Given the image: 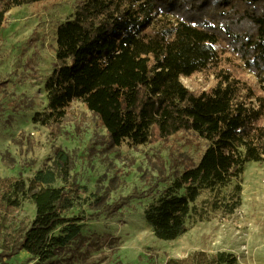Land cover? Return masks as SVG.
Segmentation results:
<instances>
[{"label":"trees","instance_id":"trees-1","mask_svg":"<svg viewBox=\"0 0 264 264\" xmlns=\"http://www.w3.org/2000/svg\"><path fill=\"white\" fill-rule=\"evenodd\" d=\"M42 1L0 0V34L11 8ZM198 73L213 75L215 85L191 91L180 81ZM44 89L46 109L33 117L41 125L64 117L77 101L99 118L112 146L179 132L207 143L197 164L145 211L157 239L175 240L187 231L202 189L224 186L246 164L264 162V0H82L57 27ZM53 165L34 176L36 214L0 260L25 251L44 263L78 237V219L62 215L69 196L50 188L68 177L70 156L57 149ZM165 264L238 262L231 254L197 252Z\"/></svg>","mask_w":264,"mask_h":264},{"label":"rangeland","instance_id":"rangeland-1","mask_svg":"<svg viewBox=\"0 0 264 264\" xmlns=\"http://www.w3.org/2000/svg\"><path fill=\"white\" fill-rule=\"evenodd\" d=\"M82 0H45L11 8L0 34V252L20 238L36 214L30 198L38 171L54 169L57 149L70 156L69 175L50 185L65 192L81 230L44 263L20 251L0 264H165L197 252L264 264V162L246 164L228 184L202 189L191 204L187 231L155 237L145 211L207 143L192 132L159 142L109 143L99 118L74 101L64 117L33 122L46 109L44 84L54 68L56 30ZM254 79V78H252ZM191 91L215 85L213 75L180 77ZM182 193V192H181ZM232 211L230 212V209ZM60 227L54 234H58ZM230 233L226 234L225 232Z\"/></svg>","mask_w":264,"mask_h":264},{"label":"bare ground","instance_id":"bare-ground-1","mask_svg":"<svg viewBox=\"0 0 264 264\" xmlns=\"http://www.w3.org/2000/svg\"><path fill=\"white\" fill-rule=\"evenodd\" d=\"M225 233L228 234V233H230V232H229V231H226Z\"/></svg>","mask_w":264,"mask_h":264}]
</instances>
